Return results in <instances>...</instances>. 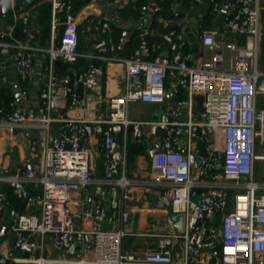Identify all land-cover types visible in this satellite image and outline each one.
<instances>
[{
	"label": "built area",
	"instance_id": "built-area-1",
	"mask_svg": "<svg viewBox=\"0 0 264 264\" xmlns=\"http://www.w3.org/2000/svg\"><path fill=\"white\" fill-rule=\"evenodd\" d=\"M108 2L116 6L119 0ZM50 3L52 34L49 45L39 49L46 56L45 78L36 88L34 107L21 106L32 91L21 85L29 86L33 77L36 48L27 42L3 41L13 26L0 32V80L12 63L22 97L18 106L15 99L8 107L0 103V140L13 143L19 133L32 141L36 130L40 151L36 164L12 171L0 167V238L13 237L12 244L2 248L5 264H264V192L258 193L264 191V182L255 180L256 162L264 160V106H258V97L264 95V73L257 68L261 0L215 4L214 11L223 23L221 28L202 30L200 45L211 55L201 58L198 65H190L193 55L181 50L184 34L174 29L163 34L171 56L150 58L145 40L149 28L140 25L138 40L123 59L125 92L108 97L105 113L93 117L78 113L69 118L57 111L87 112L85 91L98 86L103 69L92 63L72 76L57 74L55 61L72 64L81 54L72 2ZM149 7L160 10L153 2L141 6L140 12ZM24 8L22 0H12L13 18L17 9ZM58 13H64V20L55 35ZM19 17L28 22L26 12ZM108 30L109 18L104 16L99 31ZM223 34L244 40L224 41ZM123 41L120 37L119 43ZM94 48L112 51L114 45L99 37ZM168 77L174 79L171 94L177 96L185 89L188 99L168 103L157 120L130 119V101L165 102ZM193 95L202 97L198 118H192L190 112ZM185 106L187 118L179 120ZM57 122L62 124L53 127ZM128 130L140 146L146 144V133L154 138L152 149L159 148L150 154V177L141 182L126 176L125 153L115 139V134ZM91 137L96 138V153L103 158V175L98 178L90 176L93 157L84 145ZM148 187L162 189L156 205L164 214L168 210L181 214V231L176 232L166 221L156 234L155 248L123 250L126 199L131 190ZM107 195L111 196L110 206L118 210L116 228H102L105 220L109 224L115 221L114 215L105 212ZM11 197L21 202L22 210L12 204ZM85 204L88 208L81 210ZM48 243L59 256L49 255Z\"/></svg>",
	"mask_w": 264,
	"mask_h": 264
},
{
	"label": "crops",
	"instance_id": "crops-1",
	"mask_svg": "<svg viewBox=\"0 0 264 264\" xmlns=\"http://www.w3.org/2000/svg\"><path fill=\"white\" fill-rule=\"evenodd\" d=\"M45 1L50 3V0H41L38 2V4ZM129 1L132 0H127L126 4ZM190 2V10H184L182 8L184 4L183 0H174L171 6L172 11H174V17H172V15L171 19L157 16L158 11H153L151 7H149L145 10V12H141V18H139L141 22H139V20H137L136 22L128 21L127 24H125L124 26L123 32L129 31V36H131L134 31L137 30L141 25L142 27L149 28V36L152 40H154L155 37L159 38V36L167 32H163V29L165 27L177 25L179 26V29L175 30L182 31V33L184 34L183 36L185 38V44L181 47L185 46L188 48V51L183 53H191L193 55V60L190 61V65H198V63L201 61V58H209L211 55L210 50L204 49L200 45V34L202 30H206L208 28L204 27L203 23L201 21H197V19L195 18L196 10L198 11V9L202 8L203 6L206 7L205 4L207 1L205 0L199 4H196L193 0H190ZM109 6L110 4L108 0H72L71 13L77 23L79 34L81 31H83L82 34L85 38L84 46L80 47V50L78 51L82 57L87 58V60L91 59V61L89 62L90 64L95 63L100 65L103 69V75L100 78L98 86H96L93 90L85 91L86 96L89 100V107L87 112H78L77 110H68L60 108L57 113H59V115L63 118H69L78 113L86 117H93L99 113H105L107 110L106 101L108 97L122 95L126 90V84L124 80L125 65L123 63V59L127 56L112 54L111 50L99 52L94 48L96 38L103 37V34L99 31V25L103 17L106 16V12ZM118 6L121 5L118 4ZM261 10H264V0H261ZM113 13L119 20V15H117L116 8L114 9ZM198 15L200 16L199 12ZM215 15L219 17L216 12ZM57 17L58 23H56L55 25V35H57L62 28L64 13H58ZM219 19L222 20L221 17H219ZM10 25V19L6 21L0 20V31L2 30V27H5L7 30ZM87 26H90L91 29L87 30ZM221 26L222 21L221 23L213 27L221 28ZM29 28L30 32H37V27L35 25H31ZM192 29L196 33H198L197 42H193L192 40V37L194 35ZM51 34L52 17L50 18L49 38L44 43L45 45L39 43V40L36 39V37H34L33 35L30 36V39L28 41H26L30 47L36 48V50H34L33 52L35 58L34 74L29 84H32L33 79L36 75H43L44 73L41 66L44 65L46 61V56L45 53L40 51L39 49H44L49 45ZM121 37H123V34ZM127 38L123 37L124 41ZM221 39L224 41L233 40L240 43L244 40L243 37L232 36L229 34L221 35ZM78 46H80V44H78ZM158 47H160L159 55H167L169 57L171 56V51L168 49L167 44H163L160 42ZM61 63L62 61H60V63L55 66H59ZM257 68L261 73H264V60L261 61L260 65H257ZM4 71L5 78L0 80V88L8 86L11 87V85L15 83V74L13 71V67L11 65H8ZM56 72L59 76H64L62 74L60 75L57 70ZM173 82L174 79L171 77H168L166 79V96L165 102L162 104L130 101L127 107L128 117L132 120H157L168 103L175 104L177 102V99L187 100L188 94L185 89H181L180 93L177 96L171 94V86ZM32 92L33 90L31 91V94L29 95L28 99L22 102L21 106L34 107L36 105L38 99L32 98ZM79 92L83 93V89L79 88ZM258 106H264V95H260L258 97ZM201 111L202 97L200 95H193L191 98L190 105V112L192 118H198ZM187 115L188 106H185L181 115L178 116V119L185 120L187 118ZM172 119L175 118L173 117ZM60 124L62 123H54L53 127L57 128L60 126ZM37 134L38 132L36 130L32 132V141L23 138L19 133L17 134L16 140L13 143L8 141L6 142L5 140H0V167H7L10 171H12L16 167L23 168L24 166L28 167L32 163H38L40 160V151L37 144ZM115 139L117 144L119 145L120 150L125 153L126 176L130 180L138 182L147 180L150 177V151L152 150V146L154 145V138L145 133L144 140L146 144L144 146H137L135 143V139L130 133V130H128V132H126L125 134L123 132L115 134ZM84 145L91 150L93 157L90 176L95 178L101 177L103 175V158L96 153V138L91 137L89 140L84 141ZM6 187L7 186H5V189ZM8 188L9 190L6 189V191L8 194H11V189L9 186ZM161 193L162 189L159 187H148L144 190H141L140 188H135L134 190H131V195L129 196V198L126 199L128 207L127 220L122 224V228L127 233L125 236L134 238L128 242L127 247L123 250L141 251V246L145 244V242L143 241L145 239L149 240L151 238L154 241L153 246L155 247L156 234L161 232L166 221H169L168 216L164 214V210L158 209L156 205ZM119 197L120 191L118 192L116 199H119ZM110 199V195H107L104 198V208L107 216H115V221L113 222L114 224H109L107 223V221L106 223H104L105 221L103 223L105 226H107V228H116L118 227V210L117 208H112V206H110ZM87 208L88 204H85L81 208V210ZM156 215H162V217L164 218V221L161 225H157V223H155L154 218L156 217ZM12 239L13 237L11 235L0 238V258H4L2 248L10 246L12 244ZM47 249L50 256H59V254L52 248L49 243L47 244ZM144 250H146V248H144Z\"/></svg>",
	"mask_w": 264,
	"mask_h": 264
},
{
	"label": "trees",
	"instance_id": "trees-1",
	"mask_svg": "<svg viewBox=\"0 0 264 264\" xmlns=\"http://www.w3.org/2000/svg\"><path fill=\"white\" fill-rule=\"evenodd\" d=\"M41 0H31L30 2L25 1V8L24 9H17L16 11V18H13V13L10 12V14L3 18L0 16V20H11L12 31L10 36H5L3 38V41L13 43L15 41H22L26 42L30 39V36L36 37V39L39 40V43H42L43 41L47 40L49 38V29H50V18H51V5L49 2L45 1L40 4L38 2ZM72 2V0H70ZM174 0H132L129 1L127 4L123 6L116 5L115 8L117 9V15H119V20L116 21H109V30L106 33H103V38H108L111 43L114 45V50H112V54L116 55H122V56H128L130 54L131 50L133 49L134 45L136 44L138 40L139 35V28L134 31V33L129 36L123 43H119V38L123 34L124 26L127 24L128 21H137L139 18H141V12L140 7L143 5H151V3H156L160 6V10L157 12V16L163 17V18H169L171 19V16L174 17V11H172L171 6ZM206 7H202L196 10L195 18L197 21H201L203 23L204 27H207L210 29V27H213L215 25H218L219 23H223L222 20L219 19L215 15L214 6L215 4H219L222 2V0H206ZM183 9L184 10H190L189 7H191L190 0H183ZM24 11L28 14V22L24 23L22 18L19 17V14ZM198 12L200 16L198 15ZM261 19L263 20V37L260 39V42L262 40L264 41V10L260 11ZM33 23V24H32ZM35 25L37 27V32H30V26ZM171 29H179V26L172 25L169 27H165L163 29V32H168ZM6 28L2 27V30L0 32H6ZM79 30H78V44H79ZM145 40L147 41L151 54L150 58H154L157 55H159L160 47H158L159 43L167 44L169 49V44L164 40L163 34L161 36L155 37L154 40L151 39L149 36V33L146 34ZM45 45V44H44ZM262 45V44H261ZM183 52L188 51L187 47H181ZM77 50H80V46L77 47ZM13 49H10V53H13ZM79 52V51H78ZM91 59L84 58L82 56H79L76 61L72 64H67L65 62H62L59 66H55V70H57L60 75H69L72 76L73 74H78L88 68L90 65ZM43 67V66H42ZM73 68L74 70H72ZM29 87L34 90L36 89L31 83L29 84ZM14 93L12 92L10 86L0 88V103L8 107V103L12 100H14ZM135 143L137 146H140L136 140ZM135 145V144H134ZM136 146V147H137ZM142 153V148H141ZM7 190H9L8 186L6 187ZM14 200V199H13ZM12 200V204L16 206L19 210H22L21 202L18 200Z\"/></svg>",
	"mask_w": 264,
	"mask_h": 264
},
{
	"label": "water",
	"instance_id": "water-1",
	"mask_svg": "<svg viewBox=\"0 0 264 264\" xmlns=\"http://www.w3.org/2000/svg\"><path fill=\"white\" fill-rule=\"evenodd\" d=\"M22 1L23 2H25V1L30 2L31 0H22ZM126 2H127V0H119L118 4L123 6L126 4ZM16 3H19V0H16ZM11 8H12V0H0V16L1 17L6 18L10 14ZM114 9H115V6L110 5L107 12H106V16L110 20L117 22L118 18L113 13ZM139 22H141V20H139ZM129 35H130L129 31L123 32V37L127 38ZM59 63H60V61H58V60L55 61V65H58ZM8 65L12 66V63L11 64L9 63ZM44 78H45L44 74L43 75H36L35 78L33 79V82H32L33 86L35 88H37L39 86L40 82L42 80H44ZM10 88H11L12 92L14 93L15 105L16 106L20 105L22 102V97L20 95L19 87H18L17 83H13ZM32 98H34V99L37 98L36 89H34L32 92ZM158 151H159V148L156 147L150 151V154L157 153ZM164 205H165V207L169 206V201L167 198L164 199ZM167 216H168L170 223L173 225L174 230L176 232H180L181 231V224H182L181 214L180 213H173L170 210H168ZM0 264H5V260L3 258H0Z\"/></svg>",
	"mask_w": 264,
	"mask_h": 264
},
{
	"label": "rangeland",
	"instance_id": "rangeland-1",
	"mask_svg": "<svg viewBox=\"0 0 264 264\" xmlns=\"http://www.w3.org/2000/svg\"><path fill=\"white\" fill-rule=\"evenodd\" d=\"M260 23H261V36H260V39H262L263 37V20L261 19V15H260ZM83 31L80 32V36H79V44H80V47H83L84 44H85V38L82 34ZM192 32H194L193 34V37H192V40L193 42H197L198 40V33H196L193 29H192ZM33 38V37H31ZM45 41H43L42 43H45ZM262 44V45H261ZM261 44L259 45V54H258V64L260 65L261 61L264 60V41L262 40ZM189 46V45H188ZM72 70H74L73 68H71ZM21 87H29L28 84H22ZM255 180L258 182V183H262L264 182V160H259L256 162V168H255ZM261 192H264V191H258V193H261ZM155 219V223H157V225H161L164 221V218L162 217V215H156V217L154 218ZM106 223V220L105 222ZM103 223V226L102 228H107V226H105ZM134 237H127L125 236L122 240V249H125L128 245V242L131 241ZM143 242H145V244L143 246H141V249L144 250V248L146 249H153L156 247V244H155V247L153 246V240L152 238L151 239H145ZM152 243V244H151Z\"/></svg>",
	"mask_w": 264,
	"mask_h": 264
}]
</instances>
